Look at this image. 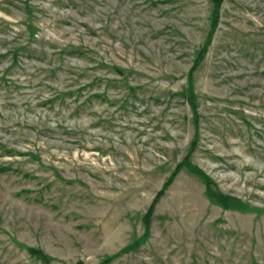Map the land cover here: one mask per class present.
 <instances>
[{"label": "rangeland", "instance_id": "rangeland-1", "mask_svg": "<svg viewBox=\"0 0 264 264\" xmlns=\"http://www.w3.org/2000/svg\"><path fill=\"white\" fill-rule=\"evenodd\" d=\"M213 9L0 0V264H264V0Z\"/></svg>", "mask_w": 264, "mask_h": 264}, {"label": "trees", "instance_id": "trees-1", "mask_svg": "<svg viewBox=\"0 0 264 264\" xmlns=\"http://www.w3.org/2000/svg\"><path fill=\"white\" fill-rule=\"evenodd\" d=\"M213 4H214V9H213V23L214 22H216V20H217V18H218V12H219V8H220V4H221V0H213ZM210 183H208L207 184V189H208V194L210 195V196H212L211 194H210V191H211V189H210ZM223 200V199H222ZM156 201H157V198L154 200V202H153V204H152V206H151V209H152V207L154 206V204L156 203ZM150 213V212H149ZM147 218H148V216H147Z\"/></svg>", "mask_w": 264, "mask_h": 264}]
</instances>
